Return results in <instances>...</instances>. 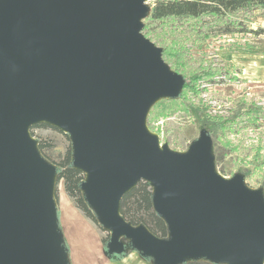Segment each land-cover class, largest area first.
Returning <instances> with one entry per match:
<instances>
[{
    "label": "water",
    "instance_id": "water-1",
    "mask_svg": "<svg viewBox=\"0 0 264 264\" xmlns=\"http://www.w3.org/2000/svg\"><path fill=\"white\" fill-rule=\"evenodd\" d=\"M145 1L0 0V264H67L57 167L30 135L37 124L68 136L109 255L125 239L154 264H264L263 191L219 175L207 135L178 153L147 126L184 79L142 34ZM140 181L165 239L120 215Z\"/></svg>",
    "mask_w": 264,
    "mask_h": 264
},
{
    "label": "rangeland",
    "instance_id": "rangeland-1",
    "mask_svg": "<svg viewBox=\"0 0 264 264\" xmlns=\"http://www.w3.org/2000/svg\"><path fill=\"white\" fill-rule=\"evenodd\" d=\"M153 3L145 1L149 7ZM234 19L260 33L220 35L214 28L216 36L204 37L196 30L197 23L190 21H168L149 30L147 39L156 47L178 55L187 69L208 71L213 79L209 84L194 79V90L187 93L188 111L158 118L153 132L161 145L178 153L186 152L201 134L207 135L217 173L225 179L239 175L249 188L264 194V11H242ZM221 124L224 129L218 127ZM33 134L37 142L49 144L44 155L51 164L63 160L71 145L67 135L51 128H36ZM55 200L69 253L67 264H154L125 239L121 257L107 260L101 240L108 242L109 232L73 207L62 182L56 186Z\"/></svg>",
    "mask_w": 264,
    "mask_h": 264
},
{
    "label": "trees",
    "instance_id": "trees-1",
    "mask_svg": "<svg viewBox=\"0 0 264 264\" xmlns=\"http://www.w3.org/2000/svg\"><path fill=\"white\" fill-rule=\"evenodd\" d=\"M263 10L264 0H154L148 17L143 20L142 34L147 38L150 29L157 27L165 22L172 21L179 23L181 21H190L197 23L196 30L202 32V36L213 37L214 28H218L220 35L234 33H254L244 27L242 21L234 19L235 15L242 11ZM162 58L171 70L180 74L184 79L182 92L177 99L161 100L160 105L155 104L147 117V126L151 132L154 131L152 124L162 117L173 115L177 111H188L187 93L193 92L192 81L194 79L203 80L206 84L212 83L211 73L204 71L197 72L195 69H187L178 62L179 56L169 53L162 48ZM198 74L199 76L195 75ZM220 75L221 73L218 72ZM218 76V75H217ZM196 92L192 93L194 95ZM159 105V106H158ZM224 129V125L218 126ZM51 128L46 124H37L30 128V135L34 138L33 129ZM48 143L38 142V149L46 157L45 150L49 148ZM57 167V185L62 182L65 195L71 204L82 216L90 222H97L92 211L86 204L80 185L84 180V174L72 166L71 145L66 152L63 160L56 164ZM120 215L132 226L143 225L147 230L160 239L168 236V230L164 221L155 213L152 206V189L147 182L140 181L127 194L123 196L120 202ZM101 244L104 247L107 257L112 261L121 256H111L106 251L107 240L102 239ZM186 264H208L204 262H189Z\"/></svg>",
    "mask_w": 264,
    "mask_h": 264
},
{
    "label": "crops",
    "instance_id": "crops-1",
    "mask_svg": "<svg viewBox=\"0 0 264 264\" xmlns=\"http://www.w3.org/2000/svg\"><path fill=\"white\" fill-rule=\"evenodd\" d=\"M64 241H65V239H64ZM65 245H66V247H67V243H66V241H65ZM103 247V246H102ZM68 249V248H67ZM103 250L102 251H104V248H102ZM105 252V251H104ZM104 254V253H103ZM68 255H69V253H68ZM107 256V255H106ZM105 256V257H106ZM107 260H110L109 258H107ZM111 261V260H110ZM107 264H108V262H107Z\"/></svg>",
    "mask_w": 264,
    "mask_h": 264
}]
</instances>
